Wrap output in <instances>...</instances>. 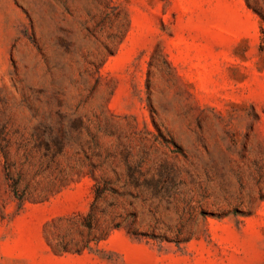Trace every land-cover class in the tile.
<instances>
[{"label":"rangeland","instance_id":"obj_1","mask_svg":"<svg viewBox=\"0 0 264 264\" xmlns=\"http://www.w3.org/2000/svg\"><path fill=\"white\" fill-rule=\"evenodd\" d=\"M0 264H264V0H0Z\"/></svg>","mask_w":264,"mask_h":264}]
</instances>
